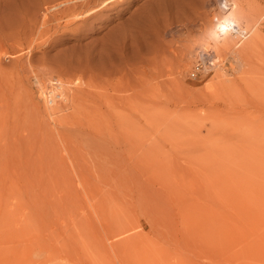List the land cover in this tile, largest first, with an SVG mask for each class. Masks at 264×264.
I'll list each match as a JSON object with an SVG mask.
<instances>
[{
  "label": "rangeland",
  "instance_id": "1",
  "mask_svg": "<svg viewBox=\"0 0 264 264\" xmlns=\"http://www.w3.org/2000/svg\"><path fill=\"white\" fill-rule=\"evenodd\" d=\"M147 1L0 8V264H75L28 241L59 230L65 195L100 264H264V0H181L128 26Z\"/></svg>",
  "mask_w": 264,
  "mask_h": 264
},
{
  "label": "bare ground",
  "instance_id": "2",
  "mask_svg": "<svg viewBox=\"0 0 264 264\" xmlns=\"http://www.w3.org/2000/svg\"><path fill=\"white\" fill-rule=\"evenodd\" d=\"M180 2H181V0H148L144 4V6L141 8V10H139L140 12H138L136 15L133 16L134 20H130V22L128 23V26H130V25H133V26L142 25L144 22H147L149 20L148 18L150 16L152 17L153 15H155L156 12H159V13H160V11L164 12L166 9H167L168 12H170L169 11L170 8H172L173 6H176V7L179 6L182 3V2L181 3ZM6 4H7L6 0H0V8L1 9H4V6L6 7ZM12 5L15 6V8L20 6L18 3H13ZM173 8L175 9V7H173ZM173 8L171 10H173ZM177 8H179V7H177ZM11 9H12V7H11ZM156 15H159V14L156 13ZM223 21H224L226 26H224V24H222L220 22V26L216 28L217 31H225V30L227 31L228 27H231L232 24H234V23H232L233 21L229 17L225 18ZM144 25H146V23H144ZM0 26L1 27L4 26L3 23L2 24L0 23ZM145 27H147V26H145ZM127 28H129V27H127ZM216 34H218V32ZM112 86H113V83H112ZM90 190L92 191V189H90ZM107 194H108V192H107ZM100 195L101 196H98V200H97L98 205L95 208L96 211L98 210V212H96V213L101 214L102 220H100V222L102 221V222H105L107 224V225L105 224L107 228L104 226L106 228V230H105L106 235L108 236V235L115 234L116 231L118 232V230H116L114 228L111 229V227H110L111 223L113 221H116V219L118 220V218H119V217L115 216L114 213L112 212L113 207L116 205L114 197L110 193L108 195H106V194L102 195V193H100ZM63 196H62V198H63ZM96 196L97 195H95V198H96ZM91 197H93V196H91ZM64 198H65V200H62V202H63V204L67 203V205H66V207L63 205V208L60 211L58 210L59 214H57L58 215V217H57L58 220L60 219V217H62L63 221H64L63 223L62 222L59 223V224H62V225H59V227H58L59 230L58 231H51L52 235H50L51 234V232H50V234H49L50 237L49 238L45 239V237L43 238L41 236L40 237H33V238L29 237L28 241L29 242L33 241V243L31 245H34V244H37V243H40V242H44L46 240L47 241H53L55 239V241H58V242H61V243L64 244V247H63V249H64L63 251L65 252L64 255L72 257V259L75 262V264H100V262L103 259V257H101L100 255L97 254L98 253L97 250L94 251L95 255L93 256L92 253L90 252L89 247H88L91 256H86V255H81V254L85 253V249L84 248H83V253H81V254H80V251L78 249V244H81L82 242H84L85 239H88L89 230L93 229V228L88 227V225L86 224L87 221L91 218V216L89 214L86 215L87 213H85V214L81 213L80 214L79 208H82L83 206L81 207V206L78 205V209H77L76 206H77L78 201L75 202L72 197H69V195H68V198H66V195H65ZM87 199H88V197H87ZM76 200H78V199L76 198ZM99 209H101V210H99ZM93 212H94V210H93ZM66 216H67V218H65ZM92 216H93V214H92ZM94 216H96V215H94ZM96 217H95V219H96ZM66 221H67V223H66ZM65 223H66V226H64ZM97 224H98V221H97ZM54 225H56V224H54ZM99 225L100 224L96 225V227L99 228ZM54 227H56V226H54ZM102 227H103V225H102ZM108 227H109V229H108ZM55 229H57V228H55ZM65 233H66V238H63L62 234H65ZM117 235L118 234H116L115 236H117ZM115 236H113V238ZM104 237H106V236H104ZM108 239H109V237H108ZM106 240H107V237H106ZM117 244L118 243H117V240H116L111 245L113 246V248H115L117 246ZM24 246L27 247V243H25ZM25 249L26 248H24V250ZM104 258H105V256H104Z\"/></svg>",
  "mask_w": 264,
  "mask_h": 264
},
{
  "label": "built area",
  "instance_id": "3",
  "mask_svg": "<svg viewBox=\"0 0 264 264\" xmlns=\"http://www.w3.org/2000/svg\"><path fill=\"white\" fill-rule=\"evenodd\" d=\"M193 74H195L196 73V71H194V72H192Z\"/></svg>",
  "mask_w": 264,
  "mask_h": 264
}]
</instances>
